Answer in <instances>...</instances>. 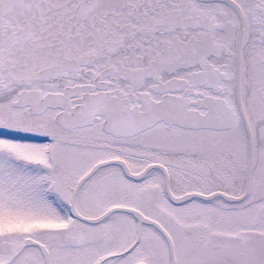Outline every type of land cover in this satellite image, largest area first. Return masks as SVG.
Listing matches in <instances>:
<instances>
[{
    "label": "snow or ice",
    "instance_id": "snow-or-ice-1",
    "mask_svg": "<svg viewBox=\"0 0 264 264\" xmlns=\"http://www.w3.org/2000/svg\"><path fill=\"white\" fill-rule=\"evenodd\" d=\"M0 264H264V0H0Z\"/></svg>",
    "mask_w": 264,
    "mask_h": 264
}]
</instances>
